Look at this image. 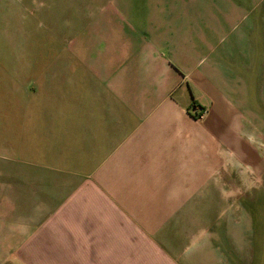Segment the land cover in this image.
<instances>
[{"label":"crops","instance_id":"crops-1","mask_svg":"<svg viewBox=\"0 0 264 264\" xmlns=\"http://www.w3.org/2000/svg\"><path fill=\"white\" fill-rule=\"evenodd\" d=\"M162 6L135 23L106 8L61 63L15 80L17 116L0 117V264H223L204 221L226 202V148L245 141L246 114L198 6Z\"/></svg>","mask_w":264,"mask_h":264},{"label":"rangeland","instance_id":"rangeland-1","mask_svg":"<svg viewBox=\"0 0 264 264\" xmlns=\"http://www.w3.org/2000/svg\"><path fill=\"white\" fill-rule=\"evenodd\" d=\"M171 4L198 6L199 26L212 30L211 45L226 50V88L232 91L226 96L246 114L245 141L238 151L226 148V202L216 198L214 219L204 221L213 230L208 238L223 264H264V0H0V117L17 116L15 80L26 86L53 57L61 63L70 42L106 8H124L120 14L135 23L164 14L161 5ZM200 55L207 57L206 48Z\"/></svg>","mask_w":264,"mask_h":264},{"label":"trees","instance_id":"trees-1","mask_svg":"<svg viewBox=\"0 0 264 264\" xmlns=\"http://www.w3.org/2000/svg\"><path fill=\"white\" fill-rule=\"evenodd\" d=\"M192 106H193V107H197V103L194 102ZM199 109H201V108H199ZM201 110H202V109H201ZM201 113H202V111H201L198 115L201 116V115H202Z\"/></svg>","mask_w":264,"mask_h":264}]
</instances>
